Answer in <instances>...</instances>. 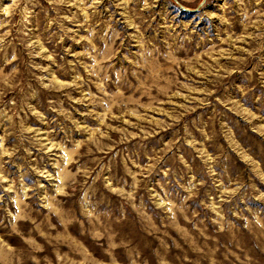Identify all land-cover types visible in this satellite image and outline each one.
<instances>
[{
  "label": "rangeland",
  "instance_id": "obj_1",
  "mask_svg": "<svg viewBox=\"0 0 264 264\" xmlns=\"http://www.w3.org/2000/svg\"><path fill=\"white\" fill-rule=\"evenodd\" d=\"M0 264H264V0H0Z\"/></svg>",
  "mask_w": 264,
  "mask_h": 264
}]
</instances>
